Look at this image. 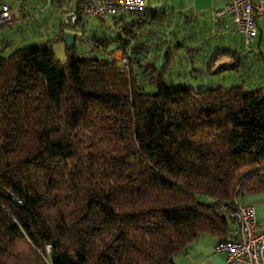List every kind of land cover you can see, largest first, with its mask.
<instances>
[{"label": "trees", "instance_id": "1", "mask_svg": "<svg viewBox=\"0 0 264 264\" xmlns=\"http://www.w3.org/2000/svg\"><path fill=\"white\" fill-rule=\"evenodd\" d=\"M149 14L111 17L103 56L73 45L60 62L49 41L0 54V264H175L199 233L231 237L222 207L264 192V56L215 67L252 83L174 84L184 39L157 66L165 18Z\"/></svg>", "mask_w": 264, "mask_h": 264}, {"label": "rangeland", "instance_id": "2", "mask_svg": "<svg viewBox=\"0 0 264 264\" xmlns=\"http://www.w3.org/2000/svg\"><path fill=\"white\" fill-rule=\"evenodd\" d=\"M46 1L47 0H0V4H7L13 12V19L11 22L1 28V34L7 35L9 40V47L4 52V55L17 46H25L32 43L49 41L54 58L60 62L64 61L65 44L61 39H54V36L58 33L59 27L63 30V32L74 34V48L76 54L79 56L86 54L103 56L105 51L114 47L113 38L115 32L112 30L113 23L110 18L102 21L97 18L82 17L75 24L60 26L65 5L62 4L58 6L56 4V0H49L48 4ZM155 2H157V0H144L145 7L149 10H146L147 13L143 18L144 20L150 15L149 12L154 8ZM73 4L74 3L72 2V5ZM22 16L26 17V19H23ZM175 19H173L172 16L166 17L163 20L164 26L161 29H158L157 34L159 36L154 34V37L152 38L155 42L156 40L158 42L160 38H165L168 41V43L164 42V45H161L158 42V44L161 45V48L152 52L159 54L156 59L157 66H159L163 60L161 55L162 49H164L166 45L171 46L173 41L180 42L184 39L183 46L177 48L172 47L168 50L169 55L171 54L170 67L173 68V70L168 72L167 78L171 80V82L174 84H188L192 87H197L216 84L229 86L231 84L245 82L247 81L246 79H248L250 83H252V81H256L257 75L255 72V74H250L247 77V75H242V71L240 72L233 69L218 71L214 67L216 64L218 65L219 62L230 63L232 61L231 58H226L224 60L221 59L214 62L208 71L210 73H207L206 66L208 67L210 65L208 58L203 59L201 56L197 59L194 57L195 54L192 52L194 50V44L191 37L192 35L187 33L188 28L191 26H204L208 28L209 24L207 22L200 21L198 18L195 20H188L184 17V15H179ZM141 29L143 30L140 26L139 30ZM185 30L187 33L183 35ZM174 33H180V35L178 37H175L174 35L172 36ZM99 38L108 39V42L102 48L96 45V40ZM189 45H191L189 48L190 53L186 49ZM193 59L195 62L193 63L194 68L193 70H190V60L193 61ZM251 169L263 171L259 167L256 168L255 166H247L241 168L239 172L242 174Z\"/></svg>", "mask_w": 264, "mask_h": 264}, {"label": "built area", "instance_id": "3", "mask_svg": "<svg viewBox=\"0 0 264 264\" xmlns=\"http://www.w3.org/2000/svg\"><path fill=\"white\" fill-rule=\"evenodd\" d=\"M56 4L65 5L61 25L74 24L79 17L107 20L121 14L140 13L144 9V0H56ZM224 15L230 18L244 46H249L254 38L255 21H264L263 9L255 0H224L221 7L211 12V20L216 22ZM12 19L11 8L5 3L0 4V28ZM127 56L128 49H117L108 54L109 59L122 64L127 62ZM221 214L232 225L231 237L219 239L213 246L214 251L222 253L223 263L264 264V223L256 220L253 209L234 200L221 208Z\"/></svg>", "mask_w": 264, "mask_h": 264}, {"label": "crops", "instance_id": "4", "mask_svg": "<svg viewBox=\"0 0 264 264\" xmlns=\"http://www.w3.org/2000/svg\"><path fill=\"white\" fill-rule=\"evenodd\" d=\"M255 1L260 4L264 12V0ZM223 2L224 0H157L154 8L150 11H160L163 13L162 17L165 16V18L172 16L175 19L179 15H184L188 20L198 18L200 21L209 24L208 28L191 26L188 28V33L186 30L183 33V35L186 33L192 35L195 49L192 52H194L195 58L199 59L202 56L203 59L208 58L213 64L221 59L229 58L232 53H237L238 56L244 55L243 57L250 60L253 67L256 68L257 54L260 52L264 56V21L259 19L255 21L256 33L254 38L249 46H244L241 36L234 31L227 15L219 17L216 22L211 20V12L221 7ZM144 9L148 10L145 3ZM22 18L26 19L24 16ZM143 25L141 21L139 27ZM1 28L0 54L4 55L9 47V40L7 35L1 34ZM173 35L178 37L180 33ZM219 64L221 63L219 62ZM216 66L217 64L214 67ZM235 200L238 204L250 206L254 211L256 220L264 223V192L240 195ZM217 240H219L217 236L205 232L199 233L186 248L175 252L172 259L175 264H224L222 253L214 251L213 248Z\"/></svg>", "mask_w": 264, "mask_h": 264}, {"label": "water", "instance_id": "5", "mask_svg": "<svg viewBox=\"0 0 264 264\" xmlns=\"http://www.w3.org/2000/svg\"><path fill=\"white\" fill-rule=\"evenodd\" d=\"M61 40L65 44V48L70 49L74 45V34L64 32L61 36Z\"/></svg>", "mask_w": 264, "mask_h": 264}]
</instances>
